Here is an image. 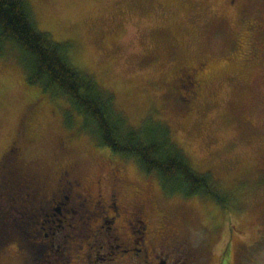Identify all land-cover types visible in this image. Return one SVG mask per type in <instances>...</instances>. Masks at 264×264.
<instances>
[{
	"label": "rangeland",
	"instance_id": "rangeland-1",
	"mask_svg": "<svg viewBox=\"0 0 264 264\" xmlns=\"http://www.w3.org/2000/svg\"><path fill=\"white\" fill-rule=\"evenodd\" d=\"M28 1L39 28L67 43L71 62L115 94L133 125L168 123L195 170L212 173L231 194L220 204L166 193L133 159L77 129L81 115L70 116L67 99L29 84L21 67L5 56L0 59V156L17 136L25 144L15 162L24 170L11 177L23 183L29 178L34 198L35 186L56 188L54 177L69 162L77 163V174L89 183L102 176L108 183L116 165L127 186L149 193L162 214H156L157 227L163 219L178 225L188 246L213 254L207 264H218V254L228 247L230 264H264V241L255 243L264 196L239 206L234 193L249 188L244 174L264 164V0ZM252 22L259 24L253 32L246 26ZM250 45L257 49L256 60L246 57ZM189 66H200L197 98H191L197 84L179 85L182 68ZM67 116L75 121L71 128L64 123ZM17 182L11 183L13 192Z\"/></svg>",
	"mask_w": 264,
	"mask_h": 264
},
{
	"label": "flooded vegetation",
	"instance_id": "flooded-vegetation-1",
	"mask_svg": "<svg viewBox=\"0 0 264 264\" xmlns=\"http://www.w3.org/2000/svg\"><path fill=\"white\" fill-rule=\"evenodd\" d=\"M246 26L253 32L259 24ZM250 46L246 57L252 61L258 55ZM198 68L183 67L179 76V85L197 84L191 98H197L203 85ZM24 147L23 138L17 136L0 156V264H207L213 258L210 252L200 254L188 246L172 221L163 219L157 227L156 214H162L149 193L139 194L127 186L116 165L109 170L108 183L104 176L85 182L73 161L57 172L55 189L48 192L46 185L35 186L38 193L33 198L28 178L26 183L18 181L13 192L11 176L24 170L15 166ZM244 178L250 187L234 192L239 206L264 196V164ZM261 220L255 243L264 241V211ZM16 225L22 229L16 230ZM239 256L242 259L241 252ZM218 257V264H230L229 247Z\"/></svg>",
	"mask_w": 264,
	"mask_h": 264
},
{
	"label": "trees",
	"instance_id": "trees-1",
	"mask_svg": "<svg viewBox=\"0 0 264 264\" xmlns=\"http://www.w3.org/2000/svg\"><path fill=\"white\" fill-rule=\"evenodd\" d=\"M67 47L39 28L28 0H0V59L10 57L29 84L40 86L53 98H66L68 113L81 115L77 129L113 153L133 159L144 173L155 175L168 194L199 195L220 204L228 201L231 193L220 187L212 173L195 170L168 123L143 120L133 125L115 94L71 62ZM73 122L69 116L64 120L69 128Z\"/></svg>",
	"mask_w": 264,
	"mask_h": 264
}]
</instances>
